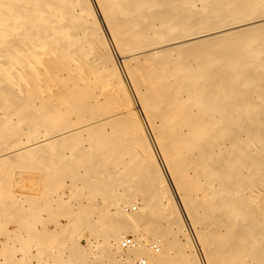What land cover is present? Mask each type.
<instances>
[{"label":"bare ground","instance_id":"6f19581e","mask_svg":"<svg viewBox=\"0 0 264 264\" xmlns=\"http://www.w3.org/2000/svg\"><path fill=\"white\" fill-rule=\"evenodd\" d=\"M140 257L264 264V0H0V264Z\"/></svg>","mask_w":264,"mask_h":264},{"label":"rangeland","instance_id":"374dc122","mask_svg":"<svg viewBox=\"0 0 264 264\" xmlns=\"http://www.w3.org/2000/svg\"><path fill=\"white\" fill-rule=\"evenodd\" d=\"M103 32H104V31H103ZM104 37H105V40H106L107 46H108V48H109L110 54H111L112 58L114 59V60H113V61H114V64H115V66L117 67V70L119 71V74H120V76H121V79L123 80V83L125 84L126 89H128V93H129V95L132 96V99H133V98H134L133 91H132L130 85L128 84V82L126 81L125 73H124V71H123V68H122V66H121V63H119V62H120V60H119V56H118L117 52L115 51V49L113 48V46H112V44H111V42H110L108 36L106 35V33H104ZM131 94H132V95H131ZM135 110H136V112H138L137 109H134V111H135ZM138 113H139V114H138ZM138 113H137V116L139 115L138 118H139L140 122L142 123L144 129H146V126H147V125H146V122H145L144 118L142 117L140 111H139ZM145 131H146V130H145ZM147 138H148L149 144H150V146H151V148H152L153 154H154V156H155V158H156L157 165H158V167H159V169H160V171H161V173H162V176H163V178H164V180H165V182H166V184H167L168 190L170 191V193H171L172 195H174V196H173V197H174L173 203H174V205H175V207H176V209H177V211H178V213H179V217L181 218V221H182V223H183V226H184V228H185V231L187 232L188 237L190 238V241L193 242V243H192V245H193V249H195V250L199 253V249H198L199 247H198L197 243L194 241L193 234H192L191 231H190L191 228L188 226V223H187L186 218H185V216H184V214H183V211H182V209H181V207H180V205H179V203H178V200H177V198H176V196H175V194H174V191H173V188H172L171 182H170L169 177H168V175H167V173H166V169H165L164 165L162 164V162H161V160H160V157H159V155H158V153H157V151H156V149H155V147H154V145H153V143H152V141H151V139H152V138H151V135H148V133H147ZM25 176H30V175H29V174H26ZM17 180L19 181V178H18ZM22 184L28 185L29 183H27L26 181H24V183H22ZM22 187H23V186H22ZM67 195H68V191H64V196H63V197H64L65 199L67 198ZM131 207H135V208H136V210H135L134 212H137V211H138V205H137L135 202H131V203H130V207L128 206V209L131 208ZM126 209H127V208H126ZM59 222H60V223H64L65 220H64L63 218H59ZM8 227L11 228V225H8ZM52 227H53L52 225H49V229H52ZM129 236H130V235H129ZM80 242H81V244H84L83 241H80ZM159 250L161 251L160 247H159ZM139 259H145V258H144V257H140ZM145 261H146V259H145ZM146 264H147V261H146Z\"/></svg>","mask_w":264,"mask_h":264},{"label":"built area","instance_id":"2783aa9c","mask_svg":"<svg viewBox=\"0 0 264 264\" xmlns=\"http://www.w3.org/2000/svg\"><path fill=\"white\" fill-rule=\"evenodd\" d=\"M129 210L134 212L136 210V208L131 207V208H129ZM133 245H134V239L132 236L126 235V236H123L120 240V246L122 249L131 248ZM149 250L153 253H157L159 251V247L156 243L153 242L149 245ZM138 263L139 264H146V261H145V259H140L138 261Z\"/></svg>","mask_w":264,"mask_h":264}]
</instances>
